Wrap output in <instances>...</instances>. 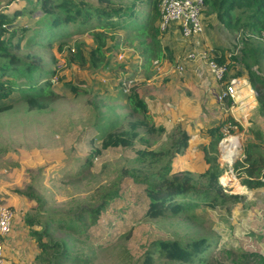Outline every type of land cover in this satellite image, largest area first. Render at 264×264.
<instances>
[{
    "label": "rangeland",
    "instance_id": "374dc122",
    "mask_svg": "<svg viewBox=\"0 0 264 264\" xmlns=\"http://www.w3.org/2000/svg\"><path fill=\"white\" fill-rule=\"evenodd\" d=\"M23 3L24 0H18L15 5L21 6ZM12 6L11 3L6 8L10 9ZM145 7L147 5L142 4L137 8L140 11ZM24 17L19 16L17 19L27 24L31 22L32 18ZM200 18L203 31L197 47H194L192 41L183 40L174 24L169 26V33L168 30L159 32L158 55L153 52L144 53L145 47L140 38L119 31L113 38L116 45L105 51L108 52L107 56L110 55L108 63L105 67L94 70L88 66H79L74 61H64V58L70 56L74 41H84L85 50L92 43L88 34L80 33L75 25L71 24L67 30L68 35L53 37L48 47L33 46L36 53L43 55L45 65L56 71L51 83L56 96L45 99L44 108H28L25 100L21 98L10 108L0 111V204L9 206L14 212L11 229L3 238L5 264L31 263L39 250L21 220L23 213L31 211L29 207L35 203L28 194L30 190L57 202L75 193L85 194L95 183L108 182L115 177V168L132 155L127 149L105 151L100 157H93V174L82 171L77 177H70L90 149V143L80 141L81 135L85 133L82 132L84 128L96 123L99 129L96 136H99L102 131L111 129L117 118L118 124L126 125L127 116L123 114L128 113L130 108L123 95L130 87L135 88L134 98L145 102L143 111L149 122L156 127L163 126L162 130L145 134V126L138 127L139 133L142 132V137L150 145H167L170 139L178 135V128L185 129L189 134L186 149L173 159L174 167L192 171L202 169L200 149L209 138L206 128L227 116L232 117V122L236 124L230 121L221 124L223 136L217 140L215 146L216 159L223 169L218 180L228 192L238 193L242 197L236 202L228 203L229 208L222 205L213 208L199 205L194 210L202 224L216 236V246L212 244L210 255V250L207 253L210 263L237 264V259L231 261L233 258L230 251L240 247L264 255V219L258 221L264 208V185L247 188L241 183L239 169L233 167L234 162L243 156L244 144L252 138L250 125L254 124L253 128L259 127L264 132V117L256 110L255 91L244 72L242 75L232 76L234 66L230 67L224 77L227 82L222 84L208 70V57L192 59L187 56L195 48L204 50L208 56H214L215 51H222L228 60V54L232 50L239 51L241 44L237 29L228 30L205 7L201 10ZM58 31L59 28H54L46 31L45 35H54ZM263 33L249 32L245 35L264 44ZM149 38L145 36L144 42L149 41ZM58 42L63 44L61 51L56 48ZM259 72L264 73V60ZM230 77H236L237 82H234L233 88L237 95V91L241 89L249 93L248 87H251L254 93L252 106L247 100L239 103L233 98L227 103L226 95L217 98L218 93L229 83ZM214 83L215 90L212 86ZM138 116V112L132 113V118ZM230 136L238 137L240 144L237 146L238 153L228 159L221 146ZM137 189H126L125 192L130 191L132 195L128 198L136 199L139 188ZM128 208L132 214L137 215L134 208ZM128 215H117L107 226L105 237L111 241L103 244L107 248L104 250L87 242L79 232L70 234L46 222L45 218L40 220L45 223L44 228L49 239H61L64 246L76 257L74 262L64 264H124V260L130 262L133 260L130 257L141 254L142 243L163 235L158 230L160 227H165L168 232L170 228L167 225L170 222L177 223L175 218L158 217L156 220L137 221L136 216ZM105 219L106 216H103V220ZM172 229L179 234L182 232L181 226H173ZM127 230V236L121 237ZM118 233L119 236L114 238ZM103 240L102 236L101 242ZM127 253L131 254L130 257ZM245 258L242 257L243 260Z\"/></svg>",
    "mask_w": 264,
    "mask_h": 264
},
{
    "label": "trees",
    "instance_id": "16d2710c",
    "mask_svg": "<svg viewBox=\"0 0 264 264\" xmlns=\"http://www.w3.org/2000/svg\"><path fill=\"white\" fill-rule=\"evenodd\" d=\"M17 1L2 0L0 3V111L10 108L21 98L28 108H44L45 99L56 96L51 87L56 71L45 65L43 55L36 53L33 46L48 47L53 37L68 35L71 24L77 26L80 33L88 34L92 43L85 50L84 41H74L70 56L64 58L65 63L74 61L91 70L105 67L110 58L105 51L116 45L113 38L119 31L140 38L145 47L144 53L160 54L157 39L160 32L157 27L159 0H24L23 5L16 6ZM11 3L13 6L7 9ZM142 4L147 7L139 11L137 7ZM203 6L228 30L239 31V51L232 50L228 54L230 58L226 60L222 51L214 50L212 58L225 64L223 77L233 66L232 76L242 75L243 72L246 74L255 91L256 110L264 117V73L259 72L264 60V44L245 35L264 31V0H203ZM19 16L32 20L28 24L19 22ZM54 28H59L57 34L45 35L46 31ZM145 36L150 37L149 41L144 42ZM56 48L61 51L63 44L58 42ZM254 65L256 67L253 68ZM134 89L130 87L123 95L130 108L128 113L123 114L128 117L125 126L118 124L117 118L112 123L113 127L102 131L99 136H96L99 130L96 123L83 129L85 133L80 141L90 143V149L70 176L77 177L82 171L93 174V157H100L105 151H131L132 155L115 168V177L108 182L95 183L85 194L75 193L60 202L32 190L28 192L35 203L29 207L31 211L23 213L21 220L39 248L33 256L34 261L28 264H64L76 260L61 239H49L41 218L70 234L79 232L87 242L104 250L107 248L103 244L111 241L105 237L107 226L117 215L123 217L125 213L129 217L136 216L137 221L167 217L175 218L177 223L170 222L168 232L165 227H160L158 230L163 235L142 243V252L136 257H130L131 254L127 253L133 260H124V264H212L207 260V253L212 244L216 246V236L202 224L194 208L199 205L229 208L228 203L242 197L238 193L228 192L218 180L223 169L215 153L216 142L223 136L221 124L234 120L227 116L206 128L209 138L200 149L202 169L192 171L174 167L173 159L186 149L189 134L185 129L178 128V135L169 138L167 145H150L142 137V132L139 133L138 127L144 125L145 134L162 130L163 126L156 127L149 122L143 111L145 102L134 98ZM226 97L228 103L230 99ZM133 112H138L139 116L132 118ZM252 125L249 127L252 138L244 144L242 158L233 164L234 169H239L241 183L247 188L264 185V132ZM131 188H139L136 199L128 198L132 196L130 191L125 192ZM129 206L134 208L137 215L132 214ZM260 214L258 221H263L264 208ZM103 216H106L105 220ZM173 226H181L182 232L179 234L172 229ZM125 232L121 237L127 236L128 230ZM166 232L168 235H165ZM102 236L104 240L101 242ZM230 252L231 261L237 259V264H264V255L256 251L240 247ZM243 256L246 257L244 260Z\"/></svg>",
    "mask_w": 264,
    "mask_h": 264
},
{
    "label": "built area",
    "instance_id": "2783aa9c",
    "mask_svg": "<svg viewBox=\"0 0 264 264\" xmlns=\"http://www.w3.org/2000/svg\"><path fill=\"white\" fill-rule=\"evenodd\" d=\"M203 8V0H159L158 1V20L157 27L159 31L168 30L171 24L178 30L183 40L192 41L194 47L200 44V35L203 31V23L200 18V13ZM73 50V48H72ZM187 56L194 57H208L206 60V66L213 76L220 83H225L227 80L223 77L226 66L224 63H218L208 56L204 50H196L192 48ZM236 77H230L229 83L218 93L217 98H221L223 95L230 96L231 98L240 101L247 100L253 104V91L249 88L248 97L238 99L236 97L235 89L233 88V82ZM242 82V81H241ZM232 101V100H231ZM251 106V105H250ZM14 212L7 205L0 204V264H5L3 259V238L6 236L12 226Z\"/></svg>",
    "mask_w": 264,
    "mask_h": 264
},
{
    "label": "crops",
    "instance_id": "0c3cea01",
    "mask_svg": "<svg viewBox=\"0 0 264 264\" xmlns=\"http://www.w3.org/2000/svg\"><path fill=\"white\" fill-rule=\"evenodd\" d=\"M168 33L170 32V30L168 29V31H167ZM212 86H213V88H214V90L216 89L215 88V83L214 84H212ZM213 90V91H214ZM238 92V95H237V97L239 96V99H242L243 97H247L248 96V93H247V90H244V89H241V90H239V91H237ZM242 102H244V101H242ZM230 137H236V136H230ZM230 137H228V138H226L224 141H223V143H222V151H223V153H224V155L228 158V159H230V158H232V156H233V154H237L238 152V149H237V146L240 144V139H239V144L235 147V149L233 150V151H229L228 149H226V146H227V141H228V139L230 138ZM225 145V146H224ZM230 152V153H229ZM236 152V153H235ZM232 153V154H231ZM13 237V236H12ZM5 244L7 245V239H6V242H5ZM5 262V261H4Z\"/></svg>",
    "mask_w": 264,
    "mask_h": 264
},
{
    "label": "bare ground",
    "instance_id": "6f19581e",
    "mask_svg": "<svg viewBox=\"0 0 264 264\" xmlns=\"http://www.w3.org/2000/svg\"><path fill=\"white\" fill-rule=\"evenodd\" d=\"M234 82H237V80H235ZM234 82H233V85H234ZM236 97H237V94H236ZM248 97V96H247ZM239 98V96L237 97ZM252 105V104H251ZM221 143V142H220ZM223 143V142H222ZM227 143V146H226V149H228L229 151H233L235 149V147L239 144V139L237 137H230L228 139V141L226 142ZM225 146V145H224ZM222 147V146H221ZM223 149V148H222ZM230 153V152H229ZM236 153V152H235ZM232 154V153H231ZM235 154H233L232 157H234Z\"/></svg>",
    "mask_w": 264,
    "mask_h": 264
},
{
    "label": "clouds",
    "instance_id": "9594fccd",
    "mask_svg": "<svg viewBox=\"0 0 264 264\" xmlns=\"http://www.w3.org/2000/svg\"><path fill=\"white\" fill-rule=\"evenodd\" d=\"M263 32H264V31H263ZM263 36H264V33H263ZM250 88H251V87H250ZM228 97H229V96H228ZM229 99H230V97H229ZM253 104H254V100H253ZM253 104H252V105H253ZM252 105H251V106H252ZM221 139H222V138H221Z\"/></svg>",
    "mask_w": 264,
    "mask_h": 264
}]
</instances>
